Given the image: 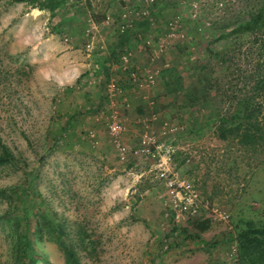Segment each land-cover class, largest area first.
I'll list each match as a JSON object with an SVG mask.
<instances>
[{"label":"rangeland","instance_id":"374dc122","mask_svg":"<svg viewBox=\"0 0 264 264\" xmlns=\"http://www.w3.org/2000/svg\"><path fill=\"white\" fill-rule=\"evenodd\" d=\"M42 1L0 0V142L15 157L0 165V264H64L46 217L70 235L82 230L81 264H264L261 248L237 237L247 219L264 225V143L215 133L221 115L251 103L264 111L256 44L247 34L211 40L246 18L244 0H65L53 10ZM121 15L133 20L124 33ZM145 36L166 39L155 61L140 48ZM123 48L139 77L158 69L154 84L112 70ZM150 113L155 145L136 154L138 115ZM114 116L124 156L108 134ZM170 177L178 195L196 191L197 216L173 207ZM195 218L209 227L197 232Z\"/></svg>","mask_w":264,"mask_h":264},{"label":"trees","instance_id":"16d2710c","mask_svg":"<svg viewBox=\"0 0 264 264\" xmlns=\"http://www.w3.org/2000/svg\"><path fill=\"white\" fill-rule=\"evenodd\" d=\"M12 1L28 0H11V2ZM63 3H65V0H44L40 3V6L53 10L56 7H60ZM242 5V10L246 11L247 14L246 18L243 20L234 18L230 26L224 32L217 33L211 40L218 43L224 40L229 41L231 38H236L242 34H247L250 42L256 44V49L258 54L261 55L262 63L264 64V0H244ZM118 55L119 52L116 55L115 62L118 61ZM129 70H132L131 64L130 67L124 71L127 74V78ZM168 85L169 84H167L166 87ZM257 87L262 88V90L264 89V73L261 79L254 85V88ZM72 117L71 115L65 120V123L61 127L63 131L72 127ZM216 121L215 133L219 139H227L228 137L237 138L239 143L249 146H255L256 144H260V142L261 144L264 143V111H260L259 107H255L254 103L246 106L242 112L234 110L228 116L221 115ZM14 159V154L4 143L0 142V165L13 161ZM46 220L51 229L56 233L55 242L62 251L64 264H81L76 249L85 239L82 230L77 229L74 235H70L66 232L61 222H57L51 217H46ZM24 224L27 228L26 221H24ZM209 224V218H195L190 221V226L197 232L206 230ZM36 227H39L37 229L39 231L40 225ZM178 229V227L172 226L167 232V236L172 237ZM181 230L184 231L183 228H181ZM185 236L192 235L185 233ZM237 237L240 246L250 244L259 246L261 248V255L264 256V225L257 227L254 225L253 220L247 219L244 221V227L238 232ZM22 245L23 249H31V241L26 231L24 232Z\"/></svg>","mask_w":264,"mask_h":264},{"label":"built area","instance_id":"2783aa9c","mask_svg":"<svg viewBox=\"0 0 264 264\" xmlns=\"http://www.w3.org/2000/svg\"><path fill=\"white\" fill-rule=\"evenodd\" d=\"M151 2L152 0H144ZM109 18L107 15L105 17V21ZM132 18H130L128 15H121L120 20L116 24V29L118 33H123L127 30H131L132 28ZM176 24L172 22H167L166 27H169L170 29L174 30L176 28ZM92 28L86 29V34H91ZM171 36L173 38L180 37L182 34L171 32ZM140 48L145 53V58L152 62L157 60L162 53H164L166 48V39L163 38H156L153 40L149 36H145L140 40ZM130 60H131V52L127 48H123L120 50L118 55V61L115 62L112 65L113 71H126L128 67H130ZM158 69H151L146 70L143 72V74H140L141 77L138 76L137 71L129 70L128 77L132 82H138V83H145V85L149 86L155 83L156 75H157ZM109 84H108V90L109 92H112L115 89V83H114V77H110ZM98 80V77H96ZM149 105H152V101H149ZM139 116V122L142 125V131L139 136V141L136 149L133 151L136 154L141 155H147L150 153V147L155 145V135L152 133L151 130L148 129L149 121H153L155 119V114L150 113L149 116L145 115H138ZM165 124V123H163ZM124 126L119 118L116 116L113 117V119L108 123L107 130L108 134L112 138V144L114 148L116 149L117 153L119 155H123L127 153L128 147L123 145L119 142L117 136L123 131ZM161 176L164 175V171L159 173ZM165 184L169 187V191L172 193L173 196H175L177 199H173V207H176L178 211L186 210L188 215L191 217L197 216L199 214V210L201 209L200 201L197 199L198 195L196 194V191L194 189H191L189 185H183V188L185 191L183 192V195H178V190L174 189L175 179L173 177L165 178ZM178 186H182V184H178ZM188 193V194H187ZM226 218V215L224 216ZM234 257V247L231 248L227 255V259L231 260Z\"/></svg>","mask_w":264,"mask_h":264}]
</instances>
